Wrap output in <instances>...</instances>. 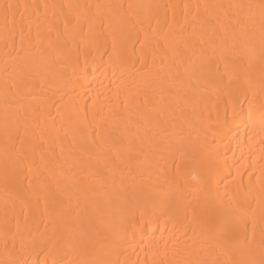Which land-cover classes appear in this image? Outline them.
Masks as SVG:
<instances>
[{
    "label": "bare ground",
    "instance_id": "bare-ground-1",
    "mask_svg": "<svg viewBox=\"0 0 264 264\" xmlns=\"http://www.w3.org/2000/svg\"><path fill=\"white\" fill-rule=\"evenodd\" d=\"M0 264H264V0H0Z\"/></svg>",
    "mask_w": 264,
    "mask_h": 264
}]
</instances>
